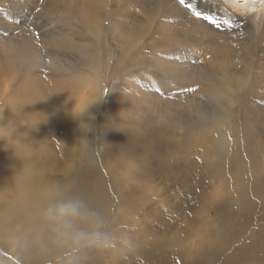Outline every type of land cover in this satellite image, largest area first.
<instances>
[{
  "label": "rangeland",
  "instance_id": "374dc122",
  "mask_svg": "<svg viewBox=\"0 0 264 264\" xmlns=\"http://www.w3.org/2000/svg\"><path fill=\"white\" fill-rule=\"evenodd\" d=\"M126 1L0 0V183L8 210L19 208L25 189L31 222H40L50 200L19 183L9 151L22 134L8 133L13 124L34 149L38 188L58 193L74 181L69 195L88 202L110 240L104 251L58 239L57 247L33 249L0 231V264H184L188 257L204 264L197 253L205 227L213 239L230 235L219 264L234 253L230 264H264V213L253 217L264 193L234 180L251 173L264 181V25L252 32L247 24L264 23V0H212L215 15L205 13L214 24L196 18L194 0H131L138 10L123 9ZM165 2L188 13L179 22L200 20V30L173 25L154 36ZM29 40L37 51L19 60ZM31 91L50 121L39 107L15 104ZM97 96L103 100L85 140L69 116L53 119L64 97L70 110ZM120 113L128 131L105 130ZM11 119L18 123H4ZM248 216L254 220L244 228Z\"/></svg>",
  "mask_w": 264,
  "mask_h": 264
},
{
  "label": "bare ground",
  "instance_id": "6f19581e",
  "mask_svg": "<svg viewBox=\"0 0 264 264\" xmlns=\"http://www.w3.org/2000/svg\"><path fill=\"white\" fill-rule=\"evenodd\" d=\"M238 1H240V0H238ZM136 2L137 1H135V3H133L131 0H127L125 3H123V5H124L123 9L126 8L127 10H129L131 8L134 9V8L139 7V5L137 6ZM212 2H213L212 0H206L205 2H203V0H194L191 8H192V10H200L201 12H205V10L208 9V10H211L213 15H215L217 8L211 6ZM165 4L166 5L161 8V10H162L161 12H162V16H163L162 28L160 30H155L153 32L154 36H157L158 32L160 34L164 30H169L173 25H177V26L181 27L180 30L185 32V33H189V31L193 32V31H199L200 30L199 29L200 20H195V21H193V23L190 22L189 24H186L182 20L179 22V20H177V19L178 18L182 19L180 17V15L186 16V14L188 15V13H186L184 9H183L184 11L176 10V8L174 9L172 7V5H169V3H167V2H165ZM193 5H194V8H193ZM236 5L238 6L237 1H236ZM174 7H175V5H174ZM239 7L240 6H238V8ZM241 8L243 9L241 11V13H243V14H246V11H248V10L251 11L253 9L252 7H251L252 9L249 7H247V8L241 7ZM171 9L175 12V15L172 14L171 12H170V14L168 13ZM137 10H138V8H137ZM166 13H168L169 15L167 14V16H164ZM93 15H95V14H93ZM88 16L89 15H86V17H88ZM92 17H93L92 18V21H93L96 18V15L92 16ZM170 18H172V21H170ZM92 21H89V22L92 23ZM187 21L189 22V20H187ZM247 24H248V27L251 29L252 32H253V30H255V31L260 30L262 28V26L264 25L263 20H261V19L258 20L256 17H251L248 20ZM148 31L149 30H147V32ZM150 31H151V29H150ZM139 34L141 35L140 32H139ZM57 41L60 42L59 40H57ZM20 47H21V45H20ZM24 47L27 48L28 52L25 53V50L21 47L20 51H17V52H19L18 56H17V57H19L18 58L19 60L24 58V57H27V55L32 56L37 51L36 42L33 43L32 40L26 41L24 43ZM35 56H37V55H35ZM31 93H32L30 95L31 97H29L28 99H25L23 101H20L19 99H17L15 104L20 105L22 108L25 107L26 109H29V108L33 109L35 107H39L40 109L44 110L42 115H40L41 118H43V122L46 123V121L47 122L50 121V118H51L50 113L51 112H49L47 110L48 109L47 107H43L44 105H47V104H45L44 100L42 98L40 99L39 97H37L32 91H31ZM73 94L75 95V93H73ZM62 101H63L62 105H64V110L62 111V113H59V114L55 113L54 117H53V119L57 122H58V119H65L68 116L67 113L69 111V107L67 109H66V107L69 105V100L64 97V99ZM70 103H72V102H70ZM37 110H39V109H37ZM90 112L92 113V115H94L93 107L90 109ZM35 120L38 122L42 121L38 117ZM72 121H73V123H77L73 119H72ZM85 122L92 123L91 121H87L86 119H85ZM4 123H18V122H16V121L14 122L11 119L9 121H5ZM7 131H9L8 133H11V134H22L19 136L20 140H19L18 145L14 146V148H12L9 151L10 156H11L10 157L11 162L13 163L14 167H17L20 170V176H19L20 181H19V183L21 184V186L22 187H29L35 193L37 190L42 191L44 193V195H46L49 199H52V198L56 197L57 195H69L70 190H71V184L74 181L72 183H70L68 186H65V187H67L65 190H64L65 187L59 188L58 193H53L49 190H45L44 188H38V185L36 184V181L38 180V178L36 175L39 174L40 176H42V174H41L42 170L39 167L38 162H37L36 166L34 165V161L32 158V156L34 154V149L30 145V143L26 140L25 135L22 133V131H20L19 128H17L16 126H13V124H10V125L7 124ZM80 134H82L81 131H80L79 135ZM64 137H65V135H64ZM4 158H6V155L4 156ZM76 170H77V175H78V172H79V170H81V168H77ZM240 175L241 176L234 179L235 181H237L235 184H240L241 186H245V187L253 185L254 187L259 189L260 193H264V192H262L264 181H262L261 178H258L257 176H255V174H251V173H250V178H246V175H244V174H240ZM74 177L77 178V176H74ZM5 189L6 188L0 183V226L4 227V229H2L0 231L1 232H7L9 239L11 237H17L18 242L20 243L19 245H21V246L23 244H30L31 248L39 249L40 247L41 248L43 247L42 243H44L45 246L43 248H46V249L48 246L57 247L58 246L57 239L53 236L51 229L48 227V225L43 220H41L40 222L39 221L34 222V223L31 222V217L34 215V212L30 209V207H27L25 205V203L29 202V200H30V194L25 189L22 188L26 192V194L22 197V200L19 204V208L15 211H9L7 204L4 201ZM226 190L227 189H225V191ZM260 196H261V203L253 205L254 207L260 208V211L254 213L253 217H256L257 214L263 215V213H264V196L261 194H260ZM209 197H210V195H209ZM218 205H219V203L216 205L215 208H219ZM20 213H25L24 220L18 219V216ZM2 214H4L3 217H2ZM261 215H259V216H261ZM205 219L206 218H204V221H205ZM253 220L254 219L251 220L252 223H253ZM249 222L250 221H249V216H248L243 222L245 224L244 228H247L249 226ZM258 224L260 227V223H258ZM192 226H195V224L193 223ZM261 228L264 229V223L262 224ZM206 231H207V229L205 227L203 232H202L203 235L201 236V239L198 241V246L200 247L201 251L197 253V255L200 253V255L198 256L197 259L199 261H202L204 264H211V262L213 264H219L218 260H217L220 257L219 252L224 251L226 249L228 243L231 241L230 235L226 234V239H213L212 237H210L208 234L205 233ZM225 232L228 233V231H225ZM225 232H222V233L225 234ZM36 233H37V235H36ZM47 234H50V236L48 237ZM37 236L39 237V239ZM1 244H2V247L5 250V252L9 253V249L6 246V244L3 243L2 241H1ZM190 249H191V244L189 245L187 252H189ZM196 250H198V249H196ZM245 251H247V250H244L245 256H247L249 253H246ZM189 253H186V255L187 256L190 255ZM178 255H180V257H181L182 253L178 254ZM15 256L18 259L23 260L18 254H15ZM234 256H235V253L229 259H227L228 256L226 258H222L221 259L222 263L224 262V264H230L228 261H230ZM241 256H242V253H240L239 258ZM33 257L42 258L43 257V251L41 250L40 253H38V254L33 253ZM191 258H194V257H190V259ZM177 259H178V257H177ZM190 259L188 257V260H186V262L184 264H188Z\"/></svg>",
  "mask_w": 264,
  "mask_h": 264
},
{
  "label": "clouds",
  "instance_id": "9594fccd",
  "mask_svg": "<svg viewBox=\"0 0 264 264\" xmlns=\"http://www.w3.org/2000/svg\"><path fill=\"white\" fill-rule=\"evenodd\" d=\"M103 96L80 103L73 104L67 115L77 122L78 130L85 135L77 140H85L87 134L92 131L89 123L95 117L90 109L99 104ZM122 113L119 120H109L103 127L111 131H128L120 124ZM41 216L43 221L51 229L53 236L65 243L75 245L78 248H93L97 251H104L110 243L109 238L101 231V221L97 214L89 207L88 202L80 196L57 195L50 199L42 209ZM130 243V240H128Z\"/></svg>",
  "mask_w": 264,
  "mask_h": 264
},
{
  "label": "snow or ice",
  "instance_id": "6c2138e0",
  "mask_svg": "<svg viewBox=\"0 0 264 264\" xmlns=\"http://www.w3.org/2000/svg\"><path fill=\"white\" fill-rule=\"evenodd\" d=\"M41 2H43V0H41ZM181 5H184L186 3V0H179ZM195 16L197 19H203L205 21H209L211 23H215V21L212 19V16L205 13V12H201V11H196L195 12Z\"/></svg>",
  "mask_w": 264,
  "mask_h": 264
}]
</instances>
